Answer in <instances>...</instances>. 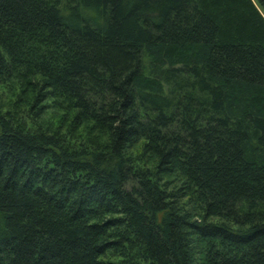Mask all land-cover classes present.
<instances>
[{
  "label": "trees",
  "instance_id": "1",
  "mask_svg": "<svg viewBox=\"0 0 264 264\" xmlns=\"http://www.w3.org/2000/svg\"><path fill=\"white\" fill-rule=\"evenodd\" d=\"M8 84L0 264H264V0H0Z\"/></svg>",
  "mask_w": 264,
  "mask_h": 264
},
{
  "label": "rangeland",
  "instance_id": "2",
  "mask_svg": "<svg viewBox=\"0 0 264 264\" xmlns=\"http://www.w3.org/2000/svg\"><path fill=\"white\" fill-rule=\"evenodd\" d=\"M9 84L8 85H0V111L1 113H3L6 110H11L14 112H18L20 110V107L18 104L17 106L14 105L13 108H11L12 102L15 100V96H18V88L15 92H17L15 95L12 94L10 88H9ZM55 108H51V112L45 113L42 117H43V121L47 123H53L55 126L57 124H59V120L61 119V117L64 115V113L62 111H60L59 109H57V111ZM84 129L81 128L79 130V132L83 133ZM139 166H141L140 164H137ZM143 168H145V166H141Z\"/></svg>",
  "mask_w": 264,
  "mask_h": 264
}]
</instances>
